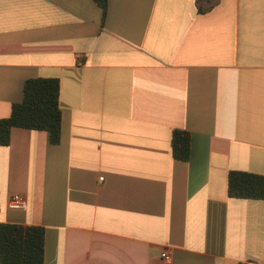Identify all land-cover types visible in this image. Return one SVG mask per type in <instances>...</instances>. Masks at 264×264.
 <instances>
[{"label":"crops","instance_id":"0c3cea01","mask_svg":"<svg viewBox=\"0 0 264 264\" xmlns=\"http://www.w3.org/2000/svg\"><path fill=\"white\" fill-rule=\"evenodd\" d=\"M107 1L0 0V119L28 78L61 110L58 145L0 146V223L42 227L43 264H264V199L227 195L264 175V0Z\"/></svg>","mask_w":264,"mask_h":264},{"label":"trees","instance_id":"16d2710c","mask_svg":"<svg viewBox=\"0 0 264 264\" xmlns=\"http://www.w3.org/2000/svg\"><path fill=\"white\" fill-rule=\"evenodd\" d=\"M106 18L107 0H93ZM216 0H195L198 13L210 10ZM56 78H28L23 82L22 99L12 103L7 118L0 119V146H7L12 128L48 133L51 145L60 142L61 110ZM170 150L174 160L186 162L190 157V134L172 130ZM227 195L235 199H264V175L241 171L227 174ZM44 229L40 226L0 223V264H43Z\"/></svg>","mask_w":264,"mask_h":264},{"label":"built area","instance_id":"2783aa9c","mask_svg":"<svg viewBox=\"0 0 264 264\" xmlns=\"http://www.w3.org/2000/svg\"><path fill=\"white\" fill-rule=\"evenodd\" d=\"M102 179H103L102 177L99 178L100 181H102ZM7 208L13 211H25L27 208L25 197L21 194L11 195L7 201ZM162 257L165 260L169 258L167 254H164ZM242 264H251V263H242Z\"/></svg>","mask_w":264,"mask_h":264}]
</instances>
